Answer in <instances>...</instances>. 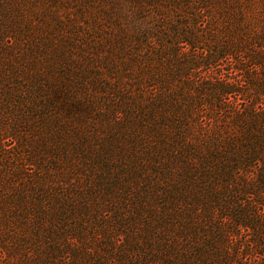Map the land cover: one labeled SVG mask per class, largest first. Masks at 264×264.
Returning <instances> with one entry per match:
<instances>
[{
  "label": "trees",
  "instance_id": "trees-1",
  "mask_svg": "<svg viewBox=\"0 0 264 264\" xmlns=\"http://www.w3.org/2000/svg\"><path fill=\"white\" fill-rule=\"evenodd\" d=\"M0 264H264V0H0Z\"/></svg>",
  "mask_w": 264,
  "mask_h": 264
}]
</instances>
